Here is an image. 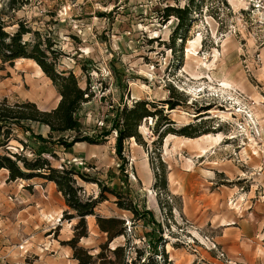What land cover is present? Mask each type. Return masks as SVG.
Wrapping results in <instances>:
<instances>
[{"label": "rangeland", "instance_id": "1", "mask_svg": "<svg viewBox=\"0 0 264 264\" xmlns=\"http://www.w3.org/2000/svg\"><path fill=\"white\" fill-rule=\"evenodd\" d=\"M12 1L0 0L6 31L14 33L22 22L43 41L49 38L62 53L59 71L73 72L81 88L92 94L78 113L83 134L101 136L105 129L110 135L97 145L77 144L68 153L57 138L48 139L46 130L28 124V136L16 129L11 152L28 159L47 154L53 167L84 175L77 179L85 200L99 198L107 188L125 203L152 211L153 218L133 221L117 207L118 198L105 191L96 215L126 219L133 245L142 248L152 236L159 237L161 227L173 264H264V240L254 260H245L219 245L217 231L200 221L205 217L198 205L186 207L192 190L191 202L204 204L206 197L196 199L200 191L206 193L204 184L230 194L231 199L214 196L215 206L228 200L214 211L216 217L232 207L237 213V199V207L250 201L247 207L264 217V0H194L191 21L175 45L178 20L167 19L164 11L188 7L191 0ZM34 39L33 34L25 36L26 41ZM4 99L11 105L30 101L51 111L60 96L35 62L19 60L14 66L0 62V101ZM171 99L185 105L170 112L163 102ZM140 100L161 105L176 130L191 125L194 138L169 135L153 145L158 138L148 120L140 127L144 144L127 141L118 156L112 128L116 110ZM33 132L47 143L36 140ZM205 132L222 135L223 143L203 141L201 153L192 140ZM8 178L7 171H0V264H77L62 242L73 238L78 220L64 218L68 208L56 185L41 178ZM87 225L89 237L80 247L97 255L107 236L96 216L88 217ZM125 241L118 238L111 247Z\"/></svg>", "mask_w": 264, "mask_h": 264}, {"label": "trees", "instance_id": "2", "mask_svg": "<svg viewBox=\"0 0 264 264\" xmlns=\"http://www.w3.org/2000/svg\"><path fill=\"white\" fill-rule=\"evenodd\" d=\"M193 2L194 0H191L192 5L183 9L167 7L164 11L167 12L164 15L167 19L176 17L178 20L175 35L172 37L173 45L179 37V32L191 21ZM11 4H14V0ZM18 25L19 28L14 33H9L6 31L5 21L0 20V62L9 66H14L15 62L19 60L35 62L45 76L51 80L60 96V101L58 106L51 111H43L36 103L30 101L13 105L7 99L0 101V171L5 170L9 173L8 182L41 178L56 185L57 191L63 196L68 208L64 218L70 221L78 220L73 238L62 242V245L72 249L73 259L77 264H173L165 250L166 242L161 227H159V237L152 236L149 241L145 242L147 246L142 248L133 245L130 235L132 230L127 226L126 219L104 218L96 215L98 205L106 200L103 193L105 191L111 192L118 198L117 207L131 214L133 221L153 218L152 211H141L133 202L125 203L120 194L107 188L102 190L99 198L85 200L81 195L82 187L78 185L77 179H85L84 175L73 169L53 167L47 154L37 155L35 159H28L23 154L12 153L9 149V144L13 140H17L16 129L24 130L25 134L32 132L30 127L28 128L30 126L28 124L49 128L48 139L57 138L58 144H61L68 153H71L77 144L97 145L100 144L99 138L105 139L110 135V131H105V129H101V136L89 137L83 134L78 113L85 104L92 100V94L81 88L79 80L73 72L59 71L62 53L55 49V44L49 38L43 41L39 32L33 33L22 22ZM29 34L35 36L33 41L25 40V36ZM163 103L170 112L185 105V101L176 102L173 99ZM160 106L157 103L140 100L135 101L131 106L124 104L116 110L112 128L117 134L115 141L118 156L122 155L124 144L127 141L135 140L140 145L144 144L140 127L148 120L154 122L152 134L158 138L153 142V145L159 141L161 143L169 135L194 138L190 133L191 125L180 130L174 129L173 126L176 123L169 117V114H165V109ZM203 111H208V109ZM33 134L36 135L34 132ZM66 134H70V136L65 137ZM207 134L209 132L196 137ZM35 138L42 143H47L48 140L41 135H36ZM49 156L55 158L54 154ZM163 187H166L165 182ZM91 216H96L99 230L107 236V242L100 246L97 255H92L88 250L80 247V242L89 237L87 218ZM121 237L126 239L125 244L112 248L111 244Z\"/></svg>", "mask_w": 264, "mask_h": 264}, {"label": "crops", "instance_id": "3", "mask_svg": "<svg viewBox=\"0 0 264 264\" xmlns=\"http://www.w3.org/2000/svg\"><path fill=\"white\" fill-rule=\"evenodd\" d=\"M39 126V125H38ZM43 130H46V134L49 135V128L40 126ZM211 173V172H210ZM212 175L214 173H211ZM211 175V176H212ZM214 176V175H213ZM213 178L210 177V180ZM213 183H210L212 185ZM202 188L205 189L206 193L202 194L201 191L199 195H197V201H199L202 197H206L204 204H194L191 202L193 197L192 190L190 197L187 198L186 207L189 209H195L198 205L200 207L199 211L202 217H205L204 222L207 227L215 229L217 231L216 239L218 240L219 245L226 250L227 252H236L241 254L240 257L248 261H253L254 256L258 251L259 242H263L264 240V217L257 215L256 211H251L252 202L244 201L239 207H237L240 203V200L236 204H234L235 208H237V213L234 212V207L227 211L226 213H220L218 211V216L216 217L214 212L217 211V207L224 206V204L228 203V200H218L219 204L215 206L216 199L215 195H219L226 197V199H231L230 194L224 191H220V193L213 192L212 187L202 185ZM186 191V187L184 188ZM235 194H232V198ZM237 196V195H236ZM243 198V197H242ZM191 199V200H190ZM232 203H229L228 206H232ZM226 206V205H225ZM243 208L241 212L240 209ZM244 213V215H242ZM261 238V239H260ZM261 241H258V240Z\"/></svg>", "mask_w": 264, "mask_h": 264}, {"label": "bare ground", "instance_id": "4", "mask_svg": "<svg viewBox=\"0 0 264 264\" xmlns=\"http://www.w3.org/2000/svg\"><path fill=\"white\" fill-rule=\"evenodd\" d=\"M199 42V40H197L196 42L191 43L193 46H195L197 43ZM194 48V47H193ZM226 87H229L228 83L224 84ZM241 112V111H240ZM212 113V112H211ZM203 141H213L212 143H215L216 145H221L223 143V136L222 135H218V136H212V135H206L203 136L201 138L192 140V143L195 145V147L197 149H199L201 151V153L205 152V148L203 147V145H201L200 143H202ZM213 145V144H212Z\"/></svg>", "mask_w": 264, "mask_h": 264}, {"label": "built area", "instance_id": "5", "mask_svg": "<svg viewBox=\"0 0 264 264\" xmlns=\"http://www.w3.org/2000/svg\"><path fill=\"white\" fill-rule=\"evenodd\" d=\"M222 258H225V255H224V254L222 255ZM231 263H232V262H231ZM233 264H236V263H233Z\"/></svg>", "mask_w": 264, "mask_h": 264}]
</instances>
